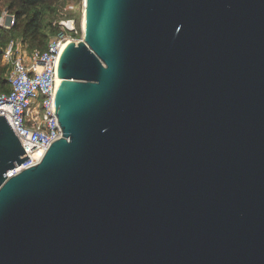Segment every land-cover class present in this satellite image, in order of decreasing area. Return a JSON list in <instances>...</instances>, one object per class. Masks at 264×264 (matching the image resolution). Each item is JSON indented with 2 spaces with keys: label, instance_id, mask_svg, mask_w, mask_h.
<instances>
[{
  "label": "water",
  "instance_id": "95a60500",
  "mask_svg": "<svg viewBox=\"0 0 264 264\" xmlns=\"http://www.w3.org/2000/svg\"><path fill=\"white\" fill-rule=\"evenodd\" d=\"M56 75L13 175L0 115V264H264V0H84Z\"/></svg>",
  "mask_w": 264,
  "mask_h": 264
},
{
  "label": "built area",
  "instance_id": "2783aa9c",
  "mask_svg": "<svg viewBox=\"0 0 264 264\" xmlns=\"http://www.w3.org/2000/svg\"><path fill=\"white\" fill-rule=\"evenodd\" d=\"M14 19L13 14L3 11L0 28H10ZM57 25L59 30L48 37L46 47L30 55H26L23 42L13 37L0 47V63L8 85L7 91L0 92V115L6 116L29 157L20 170L38 163L49 146L62 136L54 112L58 80L61 81L56 75L57 61L68 42L77 43L82 37H77L72 17L62 18Z\"/></svg>",
  "mask_w": 264,
  "mask_h": 264
},
{
  "label": "trees",
  "instance_id": "16d2710c",
  "mask_svg": "<svg viewBox=\"0 0 264 264\" xmlns=\"http://www.w3.org/2000/svg\"><path fill=\"white\" fill-rule=\"evenodd\" d=\"M61 0H0V15L3 11L13 14L14 24L11 34H20L22 41L29 44L30 49H44L47 45L48 37L55 34L59 27L52 25V20L56 15V6ZM78 27L79 20L76 19ZM0 39V47L8 41ZM1 61V51H0ZM1 66V63H0ZM4 67H0V92L7 91V79Z\"/></svg>",
  "mask_w": 264,
  "mask_h": 264
},
{
  "label": "rangeland",
  "instance_id": "374dc122",
  "mask_svg": "<svg viewBox=\"0 0 264 264\" xmlns=\"http://www.w3.org/2000/svg\"><path fill=\"white\" fill-rule=\"evenodd\" d=\"M83 4H84V0H61L56 6V15L52 20V25H57L58 21L61 20L62 18L72 17L75 19V22H76V19H78L79 25L78 27L76 25L78 29L77 37L81 38L82 37V23H83ZM11 29H12V26L10 28H6L4 26L0 28V39L2 41H5L6 39H8V37L10 36L12 32ZM12 36L13 38L18 39L19 41H22V36L20 34L16 33L15 35H12ZM23 45H24V50H25L26 55H30L32 52H34V50L40 51V49H33V48L30 49L28 43L23 42Z\"/></svg>",
  "mask_w": 264,
  "mask_h": 264
},
{
  "label": "bare ground",
  "instance_id": "6f19581e",
  "mask_svg": "<svg viewBox=\"0 0 264 264\" xmlns=\"http://www.w3.org/2000/svg\"><path fill=\"white\" fill-rule=\"evenodd\" d=\"M60 83V80H58V84ZM21 169V167L19 168V169H17V170H15L14 172H16V171H19ZM13 172V173H14Z\"/></svg>",
  "mask_w": 264,
  "mask_h": 264
}]
</instances>
